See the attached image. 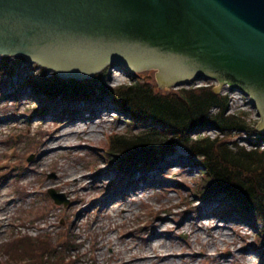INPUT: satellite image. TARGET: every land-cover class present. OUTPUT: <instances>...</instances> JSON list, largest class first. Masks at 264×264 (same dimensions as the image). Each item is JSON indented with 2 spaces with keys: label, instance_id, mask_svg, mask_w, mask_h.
Here are the masks:
<instances>
[{
  "label": "rangeland",
  "instance_id": "obj_1",
  "mask_svg": "<svg viewBox=\"0 0 264 264\" xmlns=\"http://www.w3.org/2000/svg\"><path fill=\"white\" fill-rule=\"evenodd\" d=\"M10 58L17 62L0 58V66L8 65L3 70L5 82L0 80V209L7 210L4 217L5 211H0V264H115L117 253L130 258L135 255L131 256L128 250L133 254L143 252L149 234L160 225L165 231L163 239L174 245L177 257L196 253V262L191 264H216L214 260L219 255L226 257L225 264H264V236L259 222L243 215L233 206L235 202L230 203L223 194H206L208 188L203 183L199 157L176 147L152 169H142L141 174L125 172L129 173V183H125L122 172L114 169L120 164L108 161L107 153L115 138L112 136L138 134L149 123L147 119L132 120L117 106L110 94L113 88L132 81H149L164 93L183 87L213 88L217 82L160 87L153 68L127 70L113 65L105 69L98 85H106L109 92L102 98L82 99L76 104L72 103L75 99H69L70 105H79L80 110L74 118H68L62 117L61 104L30 87L31 76L40 67L21 56ZM98 86L92 87L95 92ZM219 92L228 97V112H241L252 127L256 126L260 118L249 97L229 87ZM103 109L106 113L102 114ZM105 114L108 120L102 126L98 122L96 132L88 138L73 132V139L67 143L56 146L53 143L50 148L43 144L49 132L68 125L94 123ZM200 136L224 137L232 145L255 147L249 133H219L213 125L201 127L190 135ZM259 149L264 150V140ZM46 151L50 153L41 158ZM111 158L117 161V155ZM60 169L83 180L80 184L73 182L59 187ZM103 171H108L107 175H102ZM51 188L62 193L65 201L56 203L48 192ZM128 205L132 208L129 212ZM182 223L190 228L189 232L197 231L196 240L193 234L178 228ZM216 223L223 229L212 232L210 227ZM220 232L226 235L219 236ZM207 233L213 235L212 239H203ZM99 244L101 248L97 251ZM248 244H256L257 248L250 251ZM165 248H159L160 252L170 247ZM210 252L215 253L214 259ZM48 253L52 254L50 259Z\"/></svg>",
  "mask_w": 264,
  "mask_h": 264
},
{
  "label": "water",
  "instance_id": "obj_2",
  "mask_svg": "<svg viewBox=\"0 0 264 264\" xmlns=\"http://www.w3.org/2000/svg\"><path fill=\"white\" fill-rule=\"evenodd\" d=\"M0 56L77 79L122 64L160 86L218 80L250 96L264 132V0H0Z\"/></svg>",
  "mask_w": 264,
  "mask_h": 264
},
{
  "label": "trees",
  "instance_id": "obj_3",
  "mask_svg": "<svg viewBox=\"0 0 264 264\" xmlns=\"http://www.w3.org/2000/svg\"><path fill=\"white\" fill-rule=\"evenodd\" d=\"M103 75L78 81L44 73L35 78V83L46 95L90 100L109 92L106 85L98 86ZM93 86H98L97 92ZM110 92L129 115L152 121L139 134L117 135L112 140L122 162L142 163L174 146L189 148L202 158L206 173L204 186L208 190L223 191L229 198L239 201L250 215L258 216L264 227V150L232 145L224 137H190L192 132L208 125L219 127L225 133L255 129L244 116L227 111V95L217 93L211 86L163 93L149 81H132Z\"/></svg>",
  "mask_w": 264,
  "mask_h": 264
},
{
  "label": "bare ground",
  "instance_id": "obj_4",
  "mask_svg": "<svg viewBox=\"0 0 264 264\" xmlns=\"http://www.w3.org/2000/svg\"><path fill=\"white\" fill-rule=\"evenodd\" d=\"M103 113H106L105 109H103L102 114ZM66 116H68V115H66ZM107 116H108V114H105L102 117L98 115L99 119L101 117V120H98L94 123H90L91 125L89 123L79 124L76 126L75 125L74 126L68 125L66 128H64L62 130L49 132V133H47L48 135H47L46 139H44L43 144L46 145V147H47V145H50V146H48V148H50V147H52L53 143H55V144H53V146L67 143L70 141V139L71 140L73 139V137H74L72 135L73 132L77 133L79 135V137L84 136L85 138H88V137L92 136L94 132H96L95 130H96V127L98 125V122L101 123V126H102L104 123V120H106V121L108 120ZM68 118H73V117L68 116ZM44 128L46 130H48V127L46 128V126H44ZM43 148H45V147H43ZM49 153H50L49 151L48 152L46 151L41 158H43L46 154H49ZM158 169H157V172H158ZM115 170L118 173L122 172L123 176H125L124 179H126L125 183H129L130 177L127 173H125L121 169L118 170V168H115ZM59 171H60V176H59L60 181H59V185H58L59 187L68 186L73 182H76V184H80L81 180H83V177L74 178L73 174L67 175V171H65V169H60ZM107 172L108 171H103L102 175H107ZM107 177H105L104 180H106ZM113 179H115V178H113ZM120 189H122V188H120ZM4 197H5V195L2 196V198H4ZM203 205H204V203L201 204V206H203ZM130 206L131 205H128V207H126V209H128V212L130 210H132V208H130ZM104 208H107V206L104 205ZM0 211H5L2 213V217H4V215L7 214V210L5 207L0 209ZM186 219H189V217L187 216ZM74 223H75V226L79 225L78 220H76ZM157 226L158 225H156V227ZM161 226L162 225L158 226V228H154V230H152L153 233L151 232L149 234V236H148L149 243L146 244V248L143 250V252H141L139 254H133V251L128 250V252L131 253V256L135 255L134 257H130V258H124L120 253H117V254H115L116 259H114L115 264H177L178 262H180L182 264H191V263L196 262L195 261L196 259H194V256L196 255V253L193 256V255H190V254H192L191 252H187L185 254H182L185 257L184 256L177 257L178 254L174 253V245H172V243H167L166 240L163 239L165 236V231H163L160 228ZM178 228L181 229L182 231L184 230L186 232H189V230H190L189 227L183 226V223L181 225H178ZM210 228H211L210 230L212 232L213 231L219 232L221 229H223V227L220 226L218 223L214 224ZM224 232H220L219 236H225L226 234ZM196 233H197V231L193 232L192 230L189 232V234H193L192 236L195 237V240L198 237L197 236L198 234L196 235ZM214 234H216V233H214ZM122 236H123V234L121 235V237ZM208 237H209V239H212L213 235L211 233L210 234L207 233V235L203 239L207 240ZM115 245H116V243H115ZM99 248H101V244H99L97 246L96 250L99 251L100 250ZM159 248H165V249L169 248V249L160 252L161 250H159ZM170 250H173V252ZM191 250H193V248ZM245 251L247 252L248 250L246 249ZM251 251H254V250L251 249ZM124 254H126V251L124 252ZM119 255H121L125 260H122V258L119 257ZM205 256H207V255H204V257ZM209 256L213 257L211 252L209 253ZM219 256H220L219 259H215L214 262L216 264H225L226 257L222 256V255H219ZM98 258H99V254L97 253L96 259H98ZM213 259H214V257H213Z\"/></svg>",
  "mask_w": 264,
  "mask_h": 264
}]
</instances>
